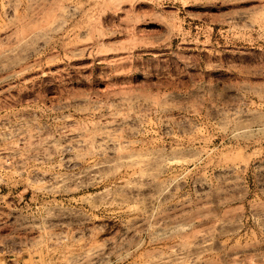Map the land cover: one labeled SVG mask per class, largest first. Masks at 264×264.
<instances>
[{
	"label": "rangeland",
	"instance_id": "374dc122",
	"mask_svg": "<svg viewBox=\"0 0 264 264\" xmlns=\"http://www.w3.org/2000/svg\"><path fill=\"white\" fill-rule=\"evenodd\" d=\"M0 264H264V0H0Z\"/></svg>",
	"mask_w": 264,
	"mask_h": 264
}]
</instances>
